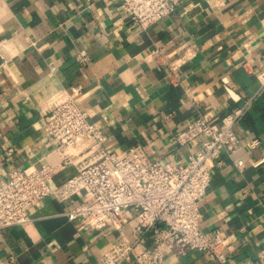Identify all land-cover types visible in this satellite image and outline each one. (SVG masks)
<instances>
[{"label":"crops","instance_id":"1","mask_svg":"<svg viewBox=\"0 0 264 264\" xmlns=\"http://www.w3.org/2000/svg\"><path fill=\"white\" fill-rule=\"evenodd\" d=\"M80 50L90 57L86 65L75 59ZM261 68L264 0H177L172 14L147 28L127 18L120 0H0V176L49 164L54 187L75 174L83 154L72 151V163L61 165L43 122L60 89L81 87L77 103L102 127L106 148L142 144L150 158L178 163L201 147L199 137L177 140L189 120L203 115L219 126L222 116L245 106L235 126L239 147L231 155L221 151L199 201L200 227L226 232L229 264L258 259L264 253ZM78 201L46 196L30 208L27 223L1 230L0 264H100L112 243L134 240L125 211L119 228L69 219L66 211ZM141 245L150 247V236ZM163 264L212 262L196 249L180 256L165 250Z\"/></svg>","mask_w":264,"mask_h":264},{"label":"built area","instance_id":"2","mask_svg":"<svg viewBox=\"0 0 264 264\" xmlns=\"http://www.w3.org/2000/svg\"><path fill=\"white\" fill-rule=\"evenodd\" d=\"M176 5L177 0H120L121 10L140 28L169 16ZM75 59L82 65L90 61L84 50L78 51ZM48 69L54 72L56 65L49 62ZM256 76L262 88L264 68ZM80 90V86L57 90L43 113L46 133L55 144L61 165L72 163V151L83 154L75 162V174L54 187L49 180L55 167L49 164L11 168L6 177L0 176V231L27 223L30 208L46 196L77 198L66 214L71 220L79 219L81 227L119 228V216L127 213L134 240L122 238L112 243L100 257V264H163L165 250L180 256L191 249L200 251L212 264H229V237L221 227L201 229L199 201L209 187L212 168L220 164L221 151L231 155L239 147L235 126L245 106L222 116L219 126L203 115L189 120L177 140L184 143L199 137L201 147L188 154L185 163H178L150 158L142 144L121 152L106 148L102 127L90 121L77 103ZM258 144L257 139L250 142L251 146ZM262 162L261 158L253 165ZM242 163L237 160L235 164ZM147 236L150 247L141 245ZM238 264H264V253Z\"/></svg>","mask_w":264,"mask_h":264}]
</instances>
